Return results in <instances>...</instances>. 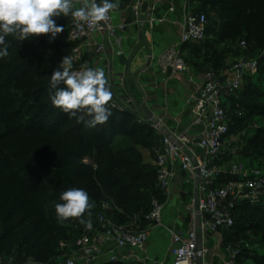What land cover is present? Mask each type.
I'll return each instance as SVG.
<instances>
[{"label":"trees","instance_id":"obj_1","mask_svg":"<svg viewBox=\"0 0 264 264\" xmlns=\"http://www.w3.org/2000/svg\"><path fill=\"white\" fill-rule=\"evenodd\" d=\"M129 1L111 0L120 6ZM200 2L196 11L207 13V6L219 9L221 41L214 43L209 38L207 13L206 40L185 44L184 50L205 51L204 62L219 72L228 66L227 52L239 50V40L246 41L242 56L259 59L258 69L264 79V55L260 56L264 50V0ZM54 19L66 30L72 17ZM6 40L11 55L0 59V255L13 257L16 264H60L56 258L61 242L87 231L78 219L57 218L54 205L62 203L59 197L69 188H82L88 193L93 207L90 216L84 214L85 220L108 202L112 211L107 214L116 223L124 224L136 216L142 225L148 223L145 216L151 212L153 200L161 204L166 200L157 187L156 169L143 152L147 148L153 154L159 145L153 129L133 111L113 107L112 100L108 105L112 115L102 125L86 126L84 121L91 117L83 112L78 114L83 121L69 119L52 105L48 93L53 70L74 44L49 42L48 35L23 41L8 36ZM250 76L243 84L248 83L247 97L264 99V89L249 83ZM227 108L231 131L235 132L237 124H245V114H231ZM247 109L264 117V110L253 103ZM249 143L257 151L258 166L264 167V127L256 130ZM233 212L232 228L242 227L238 220L245 216L248 229L264 241V206L241 202ZM257 264L264 261L257 260Z\"/></svg>","mask_w":264,"mask_h":264},{"label":"built area","instance_id":"obj_2","mask_svg":"<svg viewBox=\"0 0 264 264\" xmlns=\"http://www.w3.org/2000/svg\"><path fill=\"white\" fill-rule=\"evenodd\" d=\"M153 8L147 14L146 21L149 24L164 21V18L153 15ZM115 10L109 13L106 21L96 26L75 22L72 18L69 27L54 39L74 44L68 54L72 58V71L86 68L79 66L84 60L86 46L105 54L106 44L91 39L95 34H106L111 46H121L127 23L115 25ZM130 11L137 23L143 21L140 0L131 4ZM208 25L207 13L193 9L189 11L181 25L180 43L167 48L157 57L159 71L169 74L171 71L186 70L183 46L205 41ZM241 46L247 48L246 41H242ZM263 55L264 50L260 56ZM258 67V58L241 56L221 74L208 69L189 95V121L182 126L168 128L163 117H140L142 122L162 136L161 145L154 149L158 188L169 194L173 180L182 171L187 174L186 181L193 184L195 189L187 207L190 218L188 225L172 233L170 264H200L208 253L205 245L207 234L221 228H232L235 225L233 209L237 204L247 202L264 206V171L260 166L249 168L238 159V152L242 148L241 136L231 131L232 120L225 104V96L239 90L246 77L255 74ZM111 104L118 109H129L135 106V101L126 95L121 101L112 97ZM152 205L151 212L145 218L160 224L163 204L154 199ZM197 207L201 217L200 228L197 225ZM102 208L89 218L91 230L75 235L76 248L57 256L58 263L63 260L64 264H98L104 252L109 254L110 263H116L126 258L123 255L126 249L145 250L149 240L147 230L137 231L126 224L116 223L106 212L111 208L108 202L103 203ZM200 235L202 249L198 250ZM226 250L228 255L220 264H241L240 249L229 244ZM0 264L16 263L13 257L0 255Z\"/></svg>","mask_w":264,"mask_h":264},{"label":"crops","instance_id":"obj_3","mask_svg":"<svg viewBox=\"0 0 264 264\" xmlns=\"http://www.w3.org/2000/svg\"><path fill=\"white\" fill-rule=\"evenodd\" d=\"M134 1L124 2L122 6L118 5L113 12L115 25L127 23L121 46L117 48L111 46L106 34H95L91 39L106 44L105 54H99L94 48L86 46L84 60L79 66L102 68L110 83L113 97L119 101L126 95L132 97L135 106L129 110L136 113L139 118L142 116L149 118L145 111L148 109L153 114L152 118L163 117L168 128L182 126L189 121L190 106L187 103L189 95L209 69L203 59L205 51L191 53L185 49L187 69L176 73L171 71L169 74H162L156 65V60L164 50L180 43L184 16L192 9L197 10L201 2L200 0H140L143 21L137 23L130 11ZM79 6L76 4V7ZM152 8L156 18L165 20L149 24L146 19ZM229 66L223 71H227ZM223 71L218 73L221 74ZM153 132L157 136L159 147L162 136L154 130ZM152 156L154 165L155 154L153 153ZM186 180L187 174L180 171L173 180L169 194L166 195L162 191L166 200L163 203L160 224L149 221L142 225L139 216L124 223L133 230L149 232L145 250L126 249L123 254L126 258L116 263H110L109 254L104 252L98 264H170L172 233L186 227L190 221L187 207L195 189L194 185ZM227 230L230 229L221 228L215 233L207 234L205 245L208 247V253L200 264H220L227 257V245L232 244L228 241ZM75 248L74 237L61 242V254L69 253ZM61 264H64L63 260Z\"/></svg>","mask_w":264,"mask_h":264},{"label":"clouds","instance_id":"obj_4","mask_svg":"<svg viewBox=\"0 0 264 264\" xmlns=\"http://www.w3.org/2000/svg\"><path fill=\"white\" fill-rule=\"evenodd\" d=\"M79 4V7H76ZM118 5L111 0H0V59L9 57L10 42L6 37L12 36L25 40L33 36L48 35L52 42L64 31L56 19L71 15L75 22H84L90 26L99 25L109 18V13ZM49 99L52 105L66 113L69 119L76 118L83 112L91 117L86 126L94 128L108 121L112 112L110 104L113 93L102 68H83L72 71V58L62 57L58 68L54 69L49 80ZM62 203H55V212L59 220L75 218L91 230V220L83 219L87 212L91 215L93 207L89 195L82 188H69L59 197Z\"/></svg>","mask_w":264,"mask_h":264},{"label":"rangeland","instance_id":"obj_5","mask_svg":"<svg viewBox=\"0 0 264 264\" xmlns=\"http://www.w3.org/2000/svg\"><path fill=\"white\" fill-rule=\"evenodd\" d=\"M205 11L209 14L210 17V25H211V35H209L211 41L214 43L221 41L220 35V27H222V21L217 18V14L219 9L217 7H210L207 6ZM240 46L241 48L237 51H229L225 56V63L230 65L234 60L241 57L243 54V48L241 46V41L237 43V47ZM261 69H258L255 74H250L249 83L254 84L255 87L258 89H264V79L262 78ZM248 83L246 82L243 88L239 91L228 94L225 96L226 105L229 106L231 114L236 112H243L245 114V124L236 125V129L234 133L240 134L241 142L240 146H242L241 150L238 152V159L247 167L254 168L258 166L259 157L256 156V152L254 149V145L249 143V141L255 137L256 130L260 127H264V117L258 115L257 113H251L247 106L248 104H255L257 108L260 110H264V99L262 98H249L247 94L249 90L247 89ZM143 103V102H142ZM141 138V137H140ZM146 141L145 139H143ZM244 150V151H243ZM243 151V152H242ZM143 152L145 155V160L147 162L152 163L153 156L151 151L147 148H143ZM264 171V167H261ZM102 205L98 207L97 212L102 210ZM112 208L106 209V212H111ZM238 224H242L243 226L240 227L236 225L235 228L227 230V237L230 238L232 244L240 249L239 260L241 264H257V260L264 261V241L262 240L261 236L254 234L251 230L247 227V219L244 217H240L238 220ZM241 228V229H240ZM225 248V245L223 246ZM61 254V250L57 253V256ZM37 264V263H32ZM61 264V263H60Z\"/></svg>","mask_w":264,"mask_h":264},{"label":"water","instance_id":"obj_6","mask_svg":"<svg viewBox=\"0 0 264 264\" xmlns=\"http://www.w3.org/2000/svg\"><path fill=\"white\" fill-rule=\"evenodd\" d=\"M145 111H146L147 115L149 116V118H152V116H153L152 112L150 110H148V109H145ZM197 212H198L197 225L200 228V226H201V217H200V214H199V208L198 207H197ZM201 249H202V236L200 235V237H199V244H198V250H201ZM200 263H201V260H200Z\"/></svg>","mask_w":264,"mask_h":264}]
</instances>
